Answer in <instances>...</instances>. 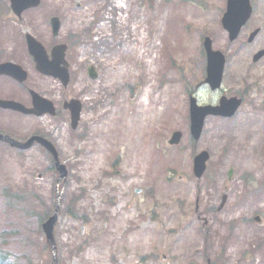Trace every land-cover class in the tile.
Instances as JSON below:
<instances>
[{
    "label": "rangeland",
    "instance_id": "374dc122",
    "mask_svg": "<svg viewBox=\"0 0 264 264\" xmlns=\"http://www.w3.org/2000/svg\"><path fill=\"white\" fill-rule=\"evenodd\" d=\"M95 2V8H107L100 14L113 17L119 36L106 46L108 24L93 27L98 37L87 42L99 48L96 79L83 69L87 48L78 44L73 50L70 89L82 101L79 126L70 128L68 113L14 120L55 139L68 170L61 209L70 205L84 216L59 212L58 263L206 264L221 258L222 264H261L264 225L253 217L264 214V57L256 63L251 57L264 48V0H252L253 15L233 42L220 23L225 0H122L123 14L116 16V0ZM89 20L74 22L73 29L83 30ZM258 26L259 34L246 42ZM204 36L226 54L216 91L203 83L195 88L205 74ZM127 39H135L143 53H132ZM188 88L200 102L215 103L221 94H242L245 101L231 118L208 116L194 142ZM95 91L101 105L104 95L109 104L95 109ZM55 121L58 131L50 129ZM177 129L180 143L168 145ZM204 149L210 153L207 171L195 178L192 157ZM246 174L256 184L247 186ZM57 176L40 148L0 145V248L16 264L44 263L37 215L51 210ZM225 187L227 200L218 210Z\"/></svg>",
    "mask_w": 264,
    "mask_h": 264
},
{
    "label": "flooded vegetation",
    "instance_id": "af4514ba",
    "mask_svg": "<svg viewBox=\"0 0 264 264\" xmlns=\"http://www.w3.org/2000/svg\"><path fill=\"white\" fill-rule=\"evenodd\" d=\"M46 9L38 10L30 8L24 10L20 17L12 12L9 0H0V63L12 62L22 67L26 79L17 80L10 75L0 74V98L12 99L31 106V90L40 96L50 100L55 106V114H43L41 116L25 115L19 111L7 108H0V133L10 136L18 141H25L31 134H39L53 141L54 138L44 130L36 129L30 132L29 128L14 124V117L30 116L35 118L51 117L59 118L62 113H69L68 108H63V103L72 97V61L73 50L78 44L87 45L89 30L96 27L100 13L104 9L96 11L95 0H80L74 4V0H41ZM88 15L93 20L88 21L86 27L81 31L73 29L74 22L79 23ZM58 17L59 27L56 31L51 25V18ZM90 26L89 28H87ZM31 33L38 40L44 50V55L50 64L46 71L40 69L39 60L34 57L28 49L25 34ZM53 51L60 53V58L53 57ZM96 55L92 50L89 55ZM93 56L92 58H94ZM92 65L94 71L99 70L98 61L95 63L85 62L83 67L87 73V67ZM50 72L49 74L45 72ZM56 74V75H55ZM61 75V76H57ZM61 79H68L66 83ZM30 132V133H29ZM29 133V134H28ZM0 144L11 146L9 140L0 139ZM46 151L39 143L33 144ZM47 152V151H46ZM47 154H49L47 152ZM261 257V253L259 255ZM259 260L264 264V258Z\"/></svg>",
    "mask_w": 264,
    "mask_h": 264
},
{
    "label": "water",
    "instance_id": "95a60500",
    "mask_svg": "<svg viewBox=\"0 0 264 264\" xmlns=\"http://www.w3.org/2000/svg\"><path fill=\"white\" fill-rule=\"evenodd\" d=\"M38 3L39 0H12V5L15 11L17 12H20L22 9L26 7L35 6ZM250 12H251V7L249 5V0H227V10L223 15L222 22L224 27L228 29L231 39H233L237 35L240 26L249 17ZM254 33L255 32H253L250 35L249 40L253 37ZM33 40H31V42ZM204 46L207 52V61H208L206 81L210 84L211 88H215L219 86L221 80V74L224 64V56L219 51H213L211 49V41L208 38L205 39ZM263 53L264 51L258 52L255 55L254 59H257ZM193 102L194 99H191V118H192L191 130L194 137L197 138L200 134L202 121L205 114L213 113V114L230 116L234 113L235 109L240 103V100L236 98H231V99L221 98L220 105L215 107H211V106L196 107L194 106ZM41 112L43 111H40L38 113ZM76 114H77V110L74 109V115ZM75 117H77V115ZM73 125H75V122L73 123ZM179 137H180V133L174 132L169 142L170 143L177 142ZM47 146L52 150L54 154V161L59 171V178L61 176H65L66 175L65 167L64 165L59 163V159L56 151L53 149V147L49 142L47 143ZM207 158H208V154L205 151L195 157V171H194L195 174L200 175L202 173L203 169L205 168V161ZM57 198L58 200L56 201L55 213L51 217H49L42 225L43 230L47 237V241L51 245L53 251L52 264H57L55 257V244L52 236L53 225L56 221L57 210L60 205L59 195Z\"/></svg>",
    "mask_w": 264,
    "mask_h": 264
},
{
    "label": "trees",
    "instance_id": "16d2710c",
    "mask_svg": "<svg viewBox=\"0 0 264 264\" xmlns=\"http://www.w3.org/2000/svg\"><path fill=\"white\" fill-rule=\"evenodd\" d=\"M40 255L45 257L50 255V249L46 245L45 241H43L41 248H40ZM0 264H13L11 257L7 251H4L0 248Z\"/></svg>",
    "mask_w": 264,
    "mask_h": 264
},
{
    "label": "bare ground",
    "instance_id": "6f19581e",
    "mask_svg": "<svg viewBox=\"0 0 264 264\" xmlns=\"http://www.w3.org/2000/svg\"><path fill=\"white\" fill-rule=\"evenodd\" d=\"M121 75V74H120ZM124 75V74H123ZM141 140V139H140ZM139 142V141H138Z\"/></svg>",
    "mask_w": 264,
    "mask_h": 264
}]
</instances>
